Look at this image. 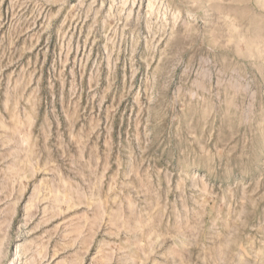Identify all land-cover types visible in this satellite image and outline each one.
<instances>
[{"label":"rangeland","instance_id":"rangeland-1","mask_svg":"<svg viewBox=\"0 0 264 264\" xmlns=\"http://www.w3.org/2000/svg\"><path fill=\"white\" fill-rule=\"evenodd\" d=\"M0 264H264V0H0Z\"/></svg>","mask_w":264,"mask_h":264}]
</instances>
